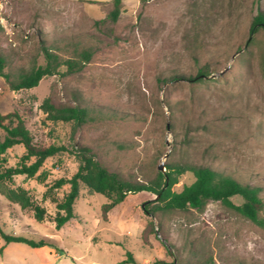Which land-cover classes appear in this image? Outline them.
<instances>
[{
	"label": "rangeland",
	"instance_id": "obj_1",
	"mask_svg": "<svg viewBox=\"0 0 264 264\" xmlns=\"http://www.w3.org/2000/svg\"><path fill=\"white\" fill-rule=\"evenodd\" d=\"M111 2L0 0V113L18 112L38 145L90 147L131 181H154L160 163L211 166L260 187L264 219V30L248 34L264 0H121L115 22L108 18ZM44 49L55 56L57 73L36 87L10 90L5 76L17 80L45 65ZM67 61L75 62L72 71ZM200 70L206 75L192 80ZM48 98L84 106L85 123L48 120L40 109ZM23 153L20 145L8 149L6 165ZM78 164L59 152L34 177L5 183L23 190L45 216L37 221L31 207L0 193L2 230L50 238L60 251L4 245L0 238V264H120L126 251L138 264H264V223L218 201L198 210L156 209L151 217L143 208L155 206L156 197L141 191L104 211L109 196L79 183L74 217L56 229V203L69 185L52 184L71 177ZM193 180L184 172L172 190ZM231 201L239 205L242 198Z\"/></svg>",
	"mask_w": 264,
	"mask_h": 264
},
{
	"label": "trees",
	"instance_id": "obj_2",
	"mask_svg": "<svg viewBox=\"0 0 264 264\" xmlns=\"http://www.w3.org/2000/svg\"><path fill=\"white\" fill-rule=\"evenodd\" d=\"M88 1V0H85ZM143 2L147 0H142ZM112 9L108 13V18L115 22L118 18L121 0H112ZM264 30V11L258 10L252 16L248 28V34L251 35L257 29ZM43 54L46 60L45 65L38 66L19 76L17 80H9L8 86L12 91L21 89H30L36 87L38 82L46 76L57 73L54 65L55 56L44 49ZM85 61L90 54L87 51L83 53ZM67 71H72L76 64L73 61H67ZM4 67V60L0 56V71ZM205 72L200 70L192 80L198 81L205 76ZM174 80V79H172ZM40 109L45 113L46 118L51 121L73 122L79 126L86 121L87 109L78 102L73 104L53 103L50 98L46 99ZM0 193L8 200L15 201L22 208L31 207L33 216L40 221L45 216V211L39 205L31 203L28 196L21 189H8L5 183L12 180L14 176H24L32 178L42 166L46 158L59 152H69L77 157L79 164L76 172L69 178H59L52 184V188H60L68 184L69 190L61 201L56 203V213L53 216L54 226L59 229L64 223L74 217L73 203L78 193V184L82 183L95 193L109 196L110 201L103 205V210L107 211L112 206L120 203L129 193L148 191L155 195V206H145L143 210L151 217L156 209L169 211H187L190 209H201L209 200L218 201L229 207L242 216L257 224L264 223V219L258 216L261 201L258 197L260 187L250 186L240 183L230 176H224L216 169L208 165H195L189 163L167 162L164 163V170L158 171L154 181L144 184L123 178L118 173L109 170L95 156L88 146L73 145L68 149L64 145L50 144L48 146L38 145L25 127L24 120L16 111L5 114L0 113ZM16 145L24 149L19 161L13 165H6L4 154L6 151ZM184 172L192 173L194 180L179 192L172 190L177 183L178 176ZM240 196L242 203L235 205L231 197ZM146 230V229H145ZM150 233L154 232L153 223H148ZM0 238L4 245L8 243H22L31 248L50 247L55 251H60L50 238L32 240L23 236L6 234L0 226ZM3 247H0V253ZM138 264L130 252L126 251V258L120 262Z\"/></svg>",
	"mask_w": 264,
	"mask_h": 264
},
{
	"label": "water",
	"instance_id": "obj_3",
	"mask_svg": "<svg viewBox=\"0 0 264 264\" xmlns=\"http://www.w3.org/2000/svg\"><path fill=\"white\" fill-rule=\"evenodd\" d=\"M164 163H160L159 165H158V170L161 172V171H163L164 170V165H163Z\"/></svg>",
	"mask_w": 264,
	"mask_h": 264
}]
</instances>
